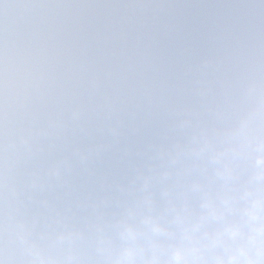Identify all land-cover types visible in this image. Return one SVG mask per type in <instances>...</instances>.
Here are the masks:
<instances>
[{
	"label": "snow or ice",
	"instance_id": "obj_1",
	"mask_svg": "<svg viewBox=\"0 0 264 264\" xmlns=\"http://www.w3.org/2000/svg\"><path fill=\"white\" fill-rule=\"evenodd\" d=\"M257 156L264 0H0V264H264Z\"/></svg>",
	"mask_w": 264,
	"mask_h": 264
},
{
	"label": "water",
	"instance_id": "obj_2",
	"mask_svg": "<svg viewBox=\"0 0 264 264\" xmlns=\"http://www.w3.org/2000/svg\"><path fill=\"white\" fill-rule=\"evenodd\" d=\"M255 163L257 165L264 164V158H261L260 156L256 157ZM232 239L233 237L231 235L223 237L221 242L224 244L225 247L230 249V254L228 256H220L217 260V264H232V261L243 253L244 249L242 247H233L232 245ZM180 253L179 249H176L173 251V256L175 257Z\"/></svg>",
	"mask_w": 264,
	"mask_h": 264
}]
</instances>
